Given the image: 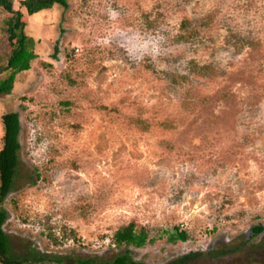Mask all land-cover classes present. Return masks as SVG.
<instances>
[{"label": "rangeland", "instance_id": "374dc122", "mask_svg": "<svg viewBox=\"0 0 264 264\" xmlns=\"http://www.w3.org/2000/svg\"><path fill=\"white\" fill-rule=\"evenodd\" d=\"M20 1L37 55L0 95V150L18 111L3 227L23 264H264V0ZM131 222L148 241L116 245Z\"/></svg>", "mask_w": 264, "mask_h": 264}, {"label": "trees", "instance_id": "16d2710c", "mask_svg": "<svg viewBox=\"0 0 264 264\" xmlns=\"http://www.w3.org/2000/svg\"><path fill=\"white\" fill-rule=\"evenodd\" d=\"M21 5L26 8L28 14H34L44 9L52 8L56 3L68 6V0H21ZM13 0H0V6L11 14L5 19V30L8 34L10 51L7 62L0 64V95L10 94L14 88L16 76L18 73L27 71L31 68V60L36 57L34 46L36 40L33 36L25 32L27 22L22 20V11L13 8ZM3 72H8L2 76ZM4 124V143L0 150V261L5 264H23L27 258L17 256L11 246V240L8 233L4 230V223L8 217V211L3 206L6 196L15 188L21 167V119L18 111L5 112L2 115ZM262 226H256L255 232L262 230ZM188 234L185 230L173 231L169 239L171 242L176 240H186ZM149 239L148 232L141 228L138 230L134 222L119 228L114 235L116 245L121 246H143ZM194 253L184 254L177 258L173 263L182 264ZM39 254V260L63 261L62 257ZM36 259V258H35ZM79 264H95L93 258L78 259ZM98 264H144L137 261L131 255L129 248L121 251L112 260L100 261Z\"/></svg>", "mask_w": 264, "mask_h": 264}]
</instances>
